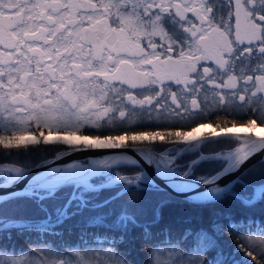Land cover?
<instances>
[{
  "label": "snow or ice",
  "instance_id": "6c2138e0",
  "mask_svg": "<svg viewBox=\"0 0 264 264\" xmlns=\"http://www.w3.org/2000/svg\"><path fill=\"white\" fill-rule=\"evenodd\" d=\"M0 190V264H264V0H0Z\"/></svg>",
  "mask_w": 264,
  "mask_h": 264
},
{
  "label": "trees",
  "instance_id": "16d2710c",
  "mask_svg": "<svg viewBox=\"0 0 264 264\" xmlns=\"http://www.w3.org/2000/svg\"><path fill=\"white\" fill-rule=\"evenodd\" d=\"M187 208H181L180 206L172 205L164 209L163 217L165 222L174 220L177 216L187 214ZM68 223H71L68 222Z\"/></svg>",
  "mask_w": 264,
  "mask_h": 264
},
{
  "label": "water",
  "instance_id": "95a60500",
  "mask_svg": "<svg viewBox=\"0 0 264 264\" xmlns=\"http://www.w3.org/2000/svg\"><path fill=\"white\" fill-rule=\"evenodd\" d=\"M4 190H0V193H2Z\"/></svg>",
  "mask_w": 264,
  "mask_h": 264
}]
</instances>
